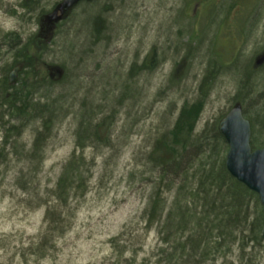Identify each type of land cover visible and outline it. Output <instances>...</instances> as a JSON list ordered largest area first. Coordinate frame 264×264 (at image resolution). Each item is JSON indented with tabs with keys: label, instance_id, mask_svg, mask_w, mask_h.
I'll return each instance as SVG.
<instances>
[{
	"label": "rangeland",
	"instance_id": "rangeland-1",
	"mask_svg": "<svg viewBox=\"0 0 264 264\" xmlns=\"http://www.w3.org/2000/svg\"><path fill=\"white\" fill-rule=\"evenodd\" d=\"M59 1L38 0L29 6L25 0H2L0 7V88L12 71L5 33L15 31L22 38L38 33L44 50L36 65L42 71L38 69L40 82L32 88L31 99L50 105L56 116L42 156L33 163L24 158L39 114L18 121L4 118L11 139L20 137L14 157L10 145L0 158V264H23L21 253H28L43 226L45 205L28 207V194L21 187H36L39 197L50 201L49 190L63 164L73 152H82L76 147V132L91 113L95 118L112 116L111 144L83 149L86 162L93 161L87 190L81 198L70 199L72 217L52 252L39 260L31 255L27 264H115L110 240L143 226L140 216L150 187L140 178L151 175L139 174L144 168L135 163L154 137L170 129L180 108L201 94L195 132L213 128L239 103L250 121V143L255 141L254 148L264 145V0L83 1L52 31L39 27L38 16ZM95 15L104 19L98 39L91 28ZM152 48L156 67L141 70ZM19 64L16 81L23 67ZM57 67L63 68L61 78ZM244 77L252 80L239 90ZM2 135L0 127V142ZM32 164L37 167L33 181L26 176L15 184L17 175ZM133 168L138 169L135 179L128 176ZM156 242L153 228L137 259L149 254ZM239 244L223 247L214 263L264 264L262 241L244 248Z\"/></svg>",
	"mask_w": 264,
	"mask_h": 264
},
{
	"label": "trees",
	"instance_id": "trees-1",
	"mask_svg": "<svg viewBox=\"0 0 264 264\" xmlns=\"http://www.w3.org/2000/svg\"><path fill=\"white\" fill-rule=\"evenodd\" d=\"M27 2L32 6L38 0H25L24 4L28 5ZM1 5L2 0L0 7ZM42 15L38 16V22ZM103 25L104 19L101 16L92 17L91 28L95 39L100 38ZM37 35L38 33L22 38L15 31L4 35L6 49L12 55L10 70L18 63H22L23 67L19 71L21 78L16 84H9L5 75L2 78L0 127L3 129V135L0 142V158L10 145V154H16L15 142H18L20 137L11 139L7 134L10 128H4L7 123L4 118L18 121L28 114H39L37 122L40 124L34 128L32 143L24 158L28 163H33L42 156L45 142L50 137V122L56 117L54 111L45 103L33 104L31 99L32 88L40 82L38 74L42 71L36 63L44 50ZM43 39L48 42V37ZM155 53V48H152L140 66L141 70L155 69ZM24 73L31 76L27 78ZM49 79L52 80L50 77ZM242 80L243 84L239 90L245 89L252 77H244ZM202 107V94L191 104L185 103L178 111L170 129L154 137L149 149L143 152L139 162L135 163L136 166L144 168L139 174L151 175L140 178L141 183H149L150 187L147 205L140 216L143 226L125 230L110 240L115 250V264H208V261L209 264H215L214 261L225 246L231 247L237 241H240L237 245L240 248L254 242L264 243L260 236L262 211L258 197L227 172L224 165L227 146L218 134L217 125L195 132ZM92 115L94 116L93 113L88 116L85 125H81L82 129L76 132V147L82 152H73L63 164L54 187L49 190L50 201L46 202L47 200L40 198L36 187L31 190V187H21L28 194V207L45 205L43 230L41 229L29 246L28 253H21L23 264H27L31 255L37 260L49 255L54 249V241L68 227V220L73 214V208L69 206L70 199L84 195L93 162H86L87 157H84L83 149L86 146L96 148L99 145L107 147L111 144V125L114 123L112 116L95 118ZM261 122H264V119ZM254 142L253 140L251 143L253 148L257 147ZM36 171L37 167L33 164L31 167L27 165L26 172H21L15 178V184H22L26 176L33 181ZM137 172L138 169L133 168L128 174L129 178L135 179ZM32 202L34 204H31ZM153 228L156 245L149 254L138 260V251ZM135 243L140 244L139 248H134Z\"/></svg>",
	"mask_w": 264,
	"mask_h": 264
},
{
	"label": "water",
	"instance_id": "water-1",
	"mask_svg": "<svg viewBox=\"0 0 264 264\" xmlns=\"http://www.w3.org/2000/svg\"><path fill=\"white\" fill-rule=\"evenodd\" d=\"M82 1L89 2L92 0L59 1L50 12L40 17L39 27H46L52 31L56 24L65 19L71 10ZM21 66V64L14 66L8 74L9 84L16 83V73ZM55 71L61 78L62 68L57 67ZM49 76L52 78L50 72ZM217 131L227 145L224 159L227 172L237 182L255 193L259 199L262 209L261 238L264 240V145L256 149L251 147L250 122L243 116L239 104L231 107L220 119L217 124Z\"/></svg>",
	"mask_w": 264,
	"mask_h": 264
}]
</instances>
